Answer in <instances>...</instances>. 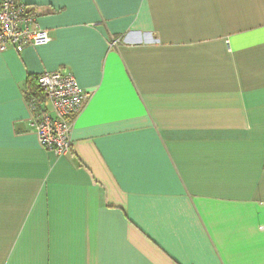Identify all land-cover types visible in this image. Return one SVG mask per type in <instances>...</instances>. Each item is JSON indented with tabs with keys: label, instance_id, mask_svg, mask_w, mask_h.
Returning <instances> with one entry per match:
<instances>
[{
	"label": "crops",
	"instance_id": "crops-1",
	"mask_svg": "<svg viewBox=\"0 0 264 264\" xmlns=\"http://www.w3.org/2000/svg\"><path fill=\"white\" fill-rule=\"evenodd\" d=\"M19 1L51 41L0 52V264H264V0ZM57 71L63 157L27 100Z\"/></svg>",
	"mask_w": 264,
	"mask_h": 264
},
{
	"label": "built area",
	"instance_id": "built-area-1",
	"mask_svg": "<svg viewBox=\"0 0 264 264\" xmlns=\"http://www.w3.org/2000/svg\"><path fill=\"white\" fill-rule=\"evenodd\" d=\"M29 6L19 0L0 2V52L14 50L22 53L28 47H39L51 41ZM115 47L121 40L114 39ZM71 74L60 71L45 72L38 76V91L28 93L32 114L31 127L41 146L59 157L73 152L72 131L90 93L83 90Z\"/></svg>",
	"mask_w": 264,
	"mask_h": 264
},
{
	"label": "trees",
	"instance_id": "trees-1",
	"mask_svg": "<svg viewBox=\"0 0 264 264\" xmlns=\"http://www.w3.org/2000/svg\"><path fill=\"white\" fill-rule=\"evenodd\" d=\"M37 80V79H36ZM38 91V86H37V82H36V84H35V86H34V89H32L31 91Z\"/></svg>",
	"mask_w": 264,
	"mask_h": 264
}]
</instances>
